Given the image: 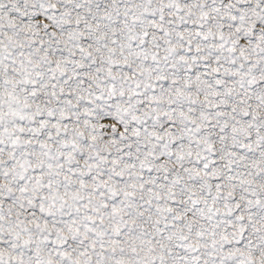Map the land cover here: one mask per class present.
Here are the masks:
<instances>
[{
  "label": "snow or ice",
  "instance_id": "obj_1",
  "mask_svg": "<svg viewBox=\"0 0 264 264\" xmlns=\"http://www.w3.org/2000/svg\"><path fill=\"white\" fill-rule=\"evenodd\" d=\"M0 264H264V0H0Z\"/></svg>",
  "mask_w": 264,
  "mask_h": 264
}]
</instances>
